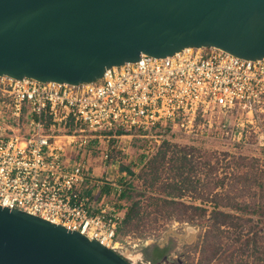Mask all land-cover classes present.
I'll return each mask as SVG.
<instances>
[{
    "label": "built area",
    "instance_id": "obj_1",
    "mask_svg": "<svg viewBox=\"0 0 264 264\" xmlns=\"http://www.w3.org/2000/svg\"><path fill=\"white\" fill-rule=\"evenodd\" d=\"M175 130L238 144L253 132L264 145V58L188 47L166 57L140 54L76 85L0 76V205L126 256L118 238L124 212L104 191L114 184L86 156L99 150L105 161L132 138Z\"/></svg>",
    "mask_w": 264,
    "mask_h": 264
},
{
    "label": "water",
    "instance_id": "obj_2",
    "mask_svg": "<svg viewBox=\"0 0 264 264\" xmlns=\"http://www.w3.org/2000/svg\"><path fill=\"white\" fill-rule=\"evenodd\" d=\"M214 47L264 58V0H0V76L88 83L140 54ZM0 264H131L117 250L0 205Z\"/></svg>",
    "mask_w": 264,
    "mask_h": 264
},
{
    "label": "rangeland",
    "instance_id": "obj_3",
    "mask_svg": "<svg viewBox=\"0 0 264 264\" xmlns=\"http://www.w3.org/2000/svg\"><path fill=\"white\" fill-rule=\"evenodd\" d=\"M255 136L238 144L200 132L155 131L153 137L132 138L123 149L112 148L105 161L91 149L86 157L94 173L114 184L105 185L107 201L124 215L133 209L118 228L127 260L150 264L143 249L157 246L166 256L156 264H264V187L256 186L264 185V145ZM162 149L166 160L152 172L145 164ZM182 149H188L186 160ZM216 193L230 205L222 209L231 217H213L212 202L199 199ZM199 202L207 212L195 207Z\"/></svg>",
    "mask_w": 264,
    "mask_h": 264
},
{
    "label": "trees",
    "instance_id": "obj_4",
    "mask_svg": "<svg viewBox=\"0 0 264 264\" xmlns=\"http://www.w3.org/2000/svg\"><path fill=\"white\" fill-rule=\"evenodd\" d=\"M165 145H168V142H164ZM164 145V146H165ZM182 157L184 160H186L187 156L189 155L188 149H182ZM166 158V150L162 149L160 150L158 153H156L154 156H152L147 162H146V167L149 168L150 171L155 172L158 169V165H160L162 162H165ZM173 187L176 186V184H172ZM256 186L258 189L264 187L263 183L261 182H257ZM105 191V190H104ZM106 191H108V189H106ZM200 194V193H199ZM124 195H126V191L123 190L121 193L120 197H123ZM212 199L211 200H207V198L205 197V199H203L202 195H199V199L203 202H212V206H211V210L210 213L212 214L213 217H223V218H229L231 217V214L223 211V207L226 206H230L228 204H222L219 200H217L218 197V193L213 194L212 195ZM166 203H175L174 200H167L164 199L163 200ZM203 202H199V206H195L196 208H199L200 212H207V208L205 206H203L201 203ZM239 202H235L236 205H238ZM258 207V206H257ZM133 211L132 207H130L123 218V222L128 221L129 219H131V212ZM255 211V210H254ZM220 222H225V220H221ZM143 255H144V259L145 261L150 262V264H156L157 262H159L160 260H162L163 257L166 256V253L164 251L163 248H159L157 246H154L151 250L146 247L143 249Z\"/></svg>",
    "mask_w": 264,
    "mask_h": 264
},
{
    "label": "bare ground",
    "instance_id": "obj_5",
    "mask_svg": "<svg viewBox=\"0 0 264 264\" xmlns=\"http://www.w3.org/2000/svg\"><path fill=\"white\" fill-rule=\"evenodd\" d=\"M78 132H82V131H80V130H77ZM155 133V131H152V132H149V134H154Z\"/></svg>",
    "mask_w": 264,
    "mask_h": 264
},
{
    "label": "crops",
    "instance_id": "obj_6",
    "mask_svg": "<svg viewBox=\"0 0 264 264\" xmlns=\"http://www.w3.org/2000/svg\"><path fill=\"white\" fill-rule=\"evenodd\" d=\"M106 192V191H105Z\"/></svg>",
    "mask_w": 264,
    "mask_h": 264
}]
</instances>
